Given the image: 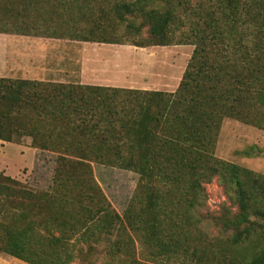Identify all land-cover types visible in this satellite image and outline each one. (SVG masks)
<instances>
[{
  "label": "trees",
  "instance_id": "16d2710c",
  "mask_svg": "<svg viewBox=\"0 0 264 264\" xmlns=\"http://www.w3.org/2000/svg\"><path fill=\"white\" fill-rule=\"evenodd\" d=\"M112 1L89 26L92 42L191 45L186 71L173 93L0 78V144L29 138L57 156L48 191L0 173V254L26 264H264V176L216 157L226 119L264 130V0ZM114 23L125 34L112 38ZM94 165L138 175L122 216ZM216 178L236 211L204 214Z\"/></svg>",
  "mask_w": 264,
  "mask_h": 264
},
{
  "label": "rangeland",
  "instance_id": "374dc122",
  "mask_svg": "<svg viewBox=\"0 0 264 264\" xmlns=\"http://www.w3.org/2000/svg\"><path fill=\"white\" fill-rule=\"evenodd\" d=\"M112 6V0H74L76 14L72 15V19L68 14L63 21L69 19L67 30L70 29L71 33L75 32L82 36V33H89V26L99 22L101 9L104 8L108 11ZM114 26L115 29L111 36L118 38L124 31L115 23ZM147 36V30H144L142 37L146 38ZM114 46L118 50L115 53L119 62L116 64L117 76L110 81L112 87L107 88L139 91L175 92L194 52V46L191 45L139 48L125 42V44ZM5 144H2L5 148L0 149V173H5L6 176L18 180L30 189L50 190L57 156L50 152L23 148L22 155H24L18 157L21 159H16L19 153L11 148H17L18 144ZM20 145H29L31 148V140L25 138ZM4 154L11 158L10 165L5 163ZM216 157L264 176V130L226 119L218 138ZM94 172L97 182L109 201L122 216L136 188L138 175L99 165H94ZM205 188L207 201L204 214L217 216L224 208L228 207L233 211L237 210L218 178L205 185ZM211 231L215 236L219 235L217 228H211ZM249 251L253 250L249 249ZM93 259L98 260L96 255H93ZM0 264L26 263L6 254H0Z\"/></svg>",
  "mask_w": 264,
  "mask_h": 264
},
{
  "label": "crops",
  "instance_id": "0c3cea01",
  "mask_svg": "<svg viewBox=\"0 0 264 264\" xmlns=\"http://www.w3.org/2000/svg\"><path fill=\"white\" fill-rule=\"evenodd\" d=\"M68 14H76L74 0H0V78L112 87L117 47L92 42L90 32L71 33ZM16 146V159L23 148L36 150Z\"/></svg>",
  "mask_w": 264,
  "mask_h": 264
}]
</instances>
